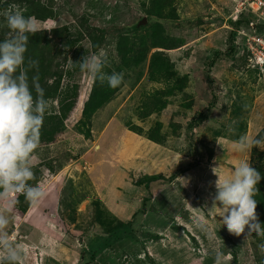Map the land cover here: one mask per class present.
<instances>
[{
    "label": "rangeland",
    "instance_id": "1",
    "mask_svg": "<svg viewBox=\"0 0 264 264\" xmlns=\"http://www.w3.org/2000/svg\"><path fill=\"white\" fill-rule=\"evenodd\" d=\"M18 1H0L3 40L14 35L8 11L33 17L38 5L54 13L37 21V37L54 51L44 50L53 61L41 87L59 83L43 119L74 104L61 134L34 153L28 183L43 197L31 204L17 194L5 213L18 259L0 246V264H215L217 251L222 264H264L263 236L223 227L212 172L264 164V145L233 146L264 128V69L248 61V37L264 36V10L252 11L254 0ZM85 55L103 60L105 73H123L120 86L82 72ZM191 163L169 183L144 186L146 177L167 178ZM143 199L137 230L127 231Z\"/></svg>",
    "mask_w": 264,
    "mask_h": 264
},
{
    "label": "clouds",
    "instance_id": "2",
    "mask_svg": "<svg viewBox=\"0 0 264 264\" xmlns=\"http://www.w3.org/2000/svg\"><path fill=\"white\" fill-rule=\"evenodd\" d=\"M5 19L14 35L0 41V246L8 249L10 260L16 261L18 257L3 231L9 223L5 213L12 209L17 194H23L31 204L43 197L41 188L28 181L34 178L32 161L40 143L47 101L38 76H34L31 87L29 85L28 71L37 68L38 62L30 60L25 67L29 34L37 32V20L19 10L8 11ZM77 63L82 72L101 83L106 81L111 88H117L123 81V73H105L104 62L96 55H85ZM262 145L264 137L250 138L247 134L233 141L237 152ZM212 172L217 177L213 206L219 211L223 227L229 234L243 235L245 239L254 233L264 236V224L259 220L258 203L254 199L262 179L260 172L247 161L237 164L228 176L217 175V168ZM259 247L264 251V244ZM223 259L224 254L217 251L215 264H222Z\"/></svg>",
    "mask_w": 264,
    "mask_h": 264
},
{
    "label": "trees",
    "instance_id": "3",
    "mask_svg": "<svg viewBox=\"0 0 264 264\" xmlns=\"http://www.w3.org/2000/svg\"><path fill=\"white\" fill-rule=\"evenodd\" d=\"M0 1H3V0H0ZM6 1H9V0H5V2ZM11 1H15V0H11ZM18 2H24L27 5H32L31 0H19ZM5 6L6 5H4V7ZM40 10H41L40 7H38V5H37V7L35 9V13L33 15V17L37 21H45L47 19L54 18V13H53V11H51V9L44 10V11H40ZM120 30L125 31V32H132L133 27L131 25V26L120 28ZM52 31L57 32L56 29H52ZM100 33L102 35H105V32L103 30H100ZM0 41H3V37L0 38ZM44 50H46L47 54H51L54 52L51 49V46L49 44H47L44 37L38 38L36 33L34 35L31 34V37L28 39L27 51L25 53V67H27L28 61H30V60L37 61L38 67L32 68L28 71L29 85L32 84L31 74L38 76V82H39L40 86H42V84H43V81H42L40 76L43 74H47L49 76L48 65L51 63V60L53 61V58H52V55H49L47 58H44V57H46V56H44V54H45ZM41 61H42V65H41ZM58 85H59V83L56 82L46 92H44V98L47 102L56 97ZM30 87H31V85H30ZM32 94H33V97L35 98L36 92H35L34 88H32ZM73 104H74V101H72L71 103L64 104L63 106L61 105V108L58 112L53 113L52 115H46V117H44L43 125H42L41 131H40L39 146H41L42 143L43 144L52 143L53 137L58 135V134H61V132L64 130V127H63L64 119H66L68 113L73 108L72 107ZM86 111H89L88 103L86 104L85 109L83 110V113H85ZM256 137H264V128L261 131H259V133L257 134ZM262 160L264 161V155H263ZM195 166H196V163H191V164H187L183 167H179V168L175 169L172 172V174L167 178L163 177V176L146 177L144 179V186L148 187L150 183L156 182V181H161V180L169 183V182L173 181L175 178H177L178 176L190 171ZM254 168L257 171H259L261 176H262L260 183L257 185V186H260V189H262V190L258 192V196L255 197V200L258 203L257 213L259 215V220H260L261 224H264V164L258 165ZM146 203H147V200L143 199L142 200V206H141L142 208L135 211L131 215L130 221L125 224L124 229H126L127 231H131V232H134L135 230H137L136 224H137L140 216H142L143 213L145 212ZM29 204H28V206H29ZM262 243H264V236L262 237ZM104 247H105V244H100L99 246L93 248L91 250L92 257H95L100 251H102L104 249Z\"/></svg>",
    "mask_w": 264,
    "mask_h": 264
},
{
    "label": "built area",
    "instance_id": "4",
    "mask_svg": "<svg viewBox=\"0 0 264 264\" xmlns=\"http://www.w3.org/2000/svg\"><path fill=\"white\" fill-rule=\"evenodd\" d=\"M250 8L252 11L264 10V0H254L250 5ZM250 26H252V23ZM248 39L251 41L249 46L250 57L248 58V61L259 70L264 69V36H249Z\"/></svg>",
    "mask_w": 264,
    "mask_h": 264
},
{
    "label": "bare ground",
    "instance_id": "5",
    "mask_svg": "<svg viewBox=\"0 0 264 264\" xmlns=\"http://www.w3.org/2000/svg\"><path fill=\"white\" fill-rule=\"evenodd\" d=\"M84 99V97H83V95H82V97H81V99H80V101H82ZM80 104H81V102H80ZM97 148V147H96Z\"/></svg>",
    "mask_w": 264,
    "mask_h": 264
},
{
    "label": "crops",
    "instance_id": "6",
    "mask_svg": "<svg viewBox=\"0 0 264 264\" xmlns=\"http://www.w3.org/2000/svg\"><path fill=\"white\" fill-rule=\"evenodd\" d=\"M219 42H220V41H219ZM219 42H218V43H219Z\"/></svg>",
    "mask_w": 264,
    "mask_h": 264
},
{
    "label": "water",
    "instance_id": "7",
    "mask_svg": "<svg viewBox=\"0 0 264 264\" xmlns=\"http://www.w3.org/2000/svg\"><path fill=\"white\" fill-rule=\"evenodd\" d=\"M142 21V20H141Z\"/></svg>",
    "mask_w": 264,
    "mask_h": 264
}]
</instances>
